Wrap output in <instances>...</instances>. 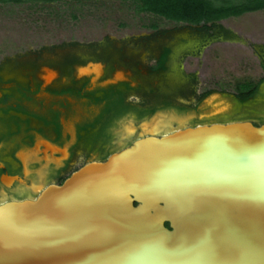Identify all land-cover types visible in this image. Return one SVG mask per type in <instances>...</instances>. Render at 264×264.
<instances>
[{"label":"water","instance_id":"1","mask_svg":"<svg viewBox=\"0 0 264 264\" xmlns=\"http://www.w3.org/2000/svg\"><path fill=\"white\" fill-rule=\"evenodd\" d=\"M158 115L132 121L139 138L130 148L62 184L29 180L26 164L23 177L3 174L7 188L28 191L0 201V264H264V199L250 186L257 164L264 176V122L177 124L142 135ZM53 209L66 210L53 214L78 232L59 233L47 216L14 215Z\"/></svg>","mask_w":264,"mask_h":264},{"label":"flooded vegetation","instance_id":"2","mask_svg":"<svg viewBox=\"0 0 264 264\" xmlns=\"http://www.w3.org/2000/svg\"><path fill=\"white\" fill-rule=\"evenodd\" d=\"M151 28L156 30L152 37L134 41H143L140 53H131L124 41L106 38L92 45L89 50L93 53H81L82 46L71 43L0 63V201L6 194L17 196L19 184L7 188L1 177H23V157L29 152L41 160L30 162L28 169H38L48 162L50 174L68 171L77 158L84 161L81 167L104 162L131 147V135L126 131L135 122L131 120L134 94L143 96L147 104L158 97L171 104L197 91V75L185 72L184 61L221 32L188 24L167 30ZM263 80L251 81L259 87L248 101L263 98ZM222 102L205 104L204 99L206 108L201 109L199 118L210 117L212 109ZM7 137L15 141L25 137L31 146L19 142L8 145ZM137 138L138 134L134 140ZM6 152L12 153L16 170L3 156ZM30 177L38 180L37 172Z\"/></svg>","mask_w":264,"mask_h":264},{"label":"rangeland","instance_id":"3","mask_svg":"<svg viewBox=\"0 0 264 264\" xmlns=\"http://www.w3.org/2000/svg\"><path fill=\"white\" fill-rule=\"evenodd\" d=\"M153 25L167 30L184 23L176 24L151 14L136 13L131 2L122 0L0 3V63L29 53L50 52L55 47L71 43L82 46L81 53H93L90 51L92 45L106 38L124 41L130 45L131 53H140L143 41H134L152 37L156 32L151 28ZM217 25L215 29L221 35L184 61L185 72L197 75V91L190 98H179L178 103L173 100L171 104H166L163 97L153 98L147 104L143 96L134 94L136 100L131 106V120L134 117L138 123L159 112V116L185 118L184 125L235 119L253 120L257 125L264 122V91L263 98L244 102L236 88L245 80L258 82L264 77V10L224 19ZM215 94L220 99H215L214 103L225 101L230 104L229 109L217 116L199 118L201 109L206 108L204 99ZM135 137L136 134L131 136V143ZM2 139L0 133V141ZM24 139L20 137L15 141L7 137L5 141L8 145L19 142L31 146ZM12 153L6 152L3 156L10 159L11 168L16 170ZM83 162L77 158L74 165L63 173L50 174L48 170L45 181L60 184Z\"/></svg>","mask_w":264,"mask_h":264},{"label":"trees","instance_id":"4","mask_svg":"<svg viewBox=\"0 0 264 264\" xmlns=\"http://www.w3.org/2000/svg\"><path fill=\"white\" fill-rule=\"evenodd\" d=\"M53 3L61 0H0V3ZM131 2L136 13L151 14L175 23H184L210 31L221 20L245 13L264 10V0H122ZM156 28V25L152 26ZM264 82V80H263ZM259 84L251 81L238 83L242 101L256 95Z\"/></svg>","mask_w":264,"mask_h":264},{"label":"snow or ice","instance_id":"5","mask_svg":"<svg viewBox=\"0 0 264 264\" xmlns=\"http://www.w3.org/2000/svg\"><path fill=\"white\" fill-rule=\"evenodd\" d=\"M237 150L240 151L241 153H244L247 151L246 147L243 145H240ZM255 159L258 160L259 157H256ZM232 179H234V177L225 176V175H217L216 176L217 181H221V180L231 181ZM250 186L253 189L255 199H264V176L261 175L258 164L254 167L253 173L250 177ZM54 211L62 212V213L66 212V210H64V209H53L47 213L36 212V211H32V212L21 211L20 213H17L14 215L18 216V218L21 220L26 219V218H30V217L31 218H37V217L47 216V217H49L55 221V225H56L55 230H57L59 233L63 234L65 232H68V233L78 232L79 227H76L70 220L61 221L60 219H58V217L56 215L53 214ZM45 231H53V229H47ZM17 234L24 235V233L21 232L19 229H17ZM67 238L75 239V238H77V236L69 235ZM170 241H172V240H170Z\"/></svg>","mask_w":264,"mask_h":264},{"label":"bare ground","instance_id":"6","mask_svg":"<svg viewBox=\"0 0 264 264\" xmlns=\"http://www.w3.org/2000/svg\"><path fill=\"white\" fill-rule=\"evenodd\" d=\"M215 99H217V97L215 96L214 98L210 99L208 101V104H213L212 101H214ZM223 105H225V102L223 103H220V104H217L212 110H215V109H218V111H220L221 113L222 112H225L227 109H229V106L230 104L226 105L225 107H223ZM159 115H161V113H159ZM157 116L155 117V119H153L152 121H147V123L145 124V126L143 127V131L141 132L142 135H146V134H154V135H157V134H160L166 130L169 129V126L172 124L173 121H177L178 124L182 125L185 123V118H177L175 116H168V117H165V116ZM134 123H132L131 125V129L130 127H128L127 129V136H132L135 134V127L133 126ZM24 161H25V164L27 165L28 167V164L30 162H33V161H40L41 159H38V158H34L33 156V153L29 152L27 157H23ZM48 161V160H47ZM31 164V163H30ZM29 168V167H28ZM48 170H49V163L47 162L46 164H43L42 166H40L38 169H29V175L27 176L28 179H31V180H36L32 177H30V173L32 172H37L38 174V178L37 179H40L42 181H45L47 176H48ZM14 185V184H13ZM12 188V187H11ZM15 191H17L18 193H21V194H24V193H27L28 189L26 187H23L22 185H19ZM9 197V194H6L5 195V198ZM4 199V197H3Z\"/></svg>","mask_w":264,"mask_h":264}]
</instances>
